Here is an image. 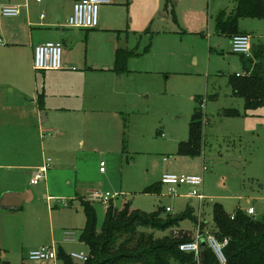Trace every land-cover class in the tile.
<instances>
[{"label": "rangeland", "instance_id": "obj_1", "mask_svg": "<svg viewBox=\"0 0 264 264\" xmlns=\"http://www.w3.org/2000/svg\"><path fill=\"white\" fill-rule=\"evenodd\" d=\"M9 1L0 0V35L17 27L1 14L3 6L13 4ZM41 1L43 3H34L32 18L17 27L22 30L12 40L27 42L32 32L35 35L41 30L54 33L62 27H69L67 20L74 3L70 0ZM112 2L100 7L98 27L87 32L88 38L84 36L77 47L78 51L83 50L78 55H85L88 67H108L111 70L93 72L96 77L93 85L97 81L100 87L91 94L97 100L89 102L99 112L85 117L84 148L80 135L73 132L77 124L83 122L79 119L82 117L61 114L54 107L44 111L46 120L34 133L38 138L42 134V139L38 140L40 161L51 160L49 178L32 186L41 199V203L34 206L43 215L46 246L56 247L57 255L61 251L67 256L90 254L89 246L82 241L86 217L80 201L71 204V200L64 197L72 187L68 185L70 178L77 173L72 167L76 163L89 165L78 169L80 173H88L90 178L84 186L85 191L80 189L79 197L87 198L93 191H108L113 197L110 206L118 210L131 203L132 209L147 214L163 210L164 217L179 216L189 208L194 210L195 216L192 217L196 219V225L187 220L164 232L142 230L153 233L156 238H163L172 231L177 233H174L176 237L188 234L195 238L198 228H203L204 224L207 225L204 235L212 233L215 205H221L230 216L239 209L253 206L256 210L253 217L262 219L264 107L246 113L244 100L233 94L230 79L237 74L244 75L242 57L233 53L232 39L218 33L219 21L232 16L236 0H173L176 2L173 3L174 14L172 4L166 10V0ZM238 26L239 33L250 36L253 44L264 43V20L240 19ZM4 45L3 40L0 47ZM117 49L133 53L127 62V74L118 75L112 71ZM20 56L26 67L20 80L28 81L30 74L32 83H37L40 89L45 88L51 104L64 102V97L59 95V91H63L60 87L62 81L48 72L36 71L33 61L26 62V51ZM64 56L63 48V66ZM82 67L76 62L70 69L80 72ZM5 89L0 85L2 95ZM198 98L202 99L204 115L203 149L200 156L193 157L180 154L179 145L189 140L190 123ZM234 110L237 116L228 115ZM7 122L0 123V130L13 135L15 144L20 143L23 121L11 119L12 127ZM2 145L0 141V147ZM100 162L106 164L103 174L100 173ZM36 172L33 170L25 179H33ZM5 173L16 176L14 171L5 170ZM164 175L203 177V194L207 200L201 211L198 200L186 197L187 186L177 187L174 193H170L169 188L161 184ZM24 176L25 172L21 174L22 178ZM154 186L159 189L157 193L149 191ZM46 196L52 198L47 200ZM62 200L70 207H66ZM92 205L100 231L108 206L101 202ZM47 208L54 211L53 234ZM168 208L169 213L166 212ZM67 230L75 231V241L64 240L63 232ZM32 238L28 237L27 241ZM56 264L65 262L59 259Z\"/></svg>", "mask_w": 264, "mask_h": 264}, {"label": "crops", "instance_id": "obj_2", "mask_svg": "<svg viewBox=\"0 0 264 264\" xmlns=\"http://www.w3.org/2000/svg\"><path fill=\"white\" fill-rule=\"evenodd\" d=\"M76 1L78 0H70V3L75 4ZM167 2L169 3L168 7L172 4L171 12L174 14L175 9L173 3L176 2H173V0H166V3ZM9 3H13L9 6H17L21 8L20 16L8 18L11 19L10 21L16 24L17 27H20L21 24H27L29 19L32 18V9L35 8L34 3L39 4L43 2H38V0H10ZM30 3H33V5H30ZM45 3H54V0H46ZM168 7H166V10H168ZM42 16L43 15H41V19H43ZM17 27L9 33H6L5 31L1 32L0 35L2 41H5V45L0 47V85L6 87L3 91L4 94L2 95V93H0V123L9 121L7 124L9 127H12L10 122L11 119L17 118L23 121L21 122V125L24 126L20 127L23 134L19 138L20 143L18 144L14 143L15 138H13V135H6L0 130V141L3 142V145L0 147V264H56L57 261H50L48 263L35 262L29 258L32 251L48 247L46 246V242L43 241V238L45 237V224L42 212L34 206L37 203H41V199L38 198L33 191V187L30 184L31 180L25 179L31 175L33 170L37 171L47 163H50L48 160L40 161L38 155V140L42 139V134L40 133V138H38L34 133H36L37 130H40L41 122L46 120L44 111H48L52 109L51 107H54V110L61 114L68 113L82 117L79 119L83 122H79L77 128L73 132L80 135L81 147L84 148L85 140L83 135L86 131L87 125V123H85V117L88 114L99 112L95 107H91V103L89 102V100L92 99L97 100L96 97L92 98L91 94L94 89L96 90L100 87V83L97 81H95L96 84L93 85V81L96 80L93 72L103 73L110 72L111 70L108 67L105 69H102V67H99L98 69L88 67L85 55H78L79 51H83L82 49L78 51V44L83 42L84 36H86V39L88 38L87 32L91 30L73 29L69 27H62V30L54 33L41 30L39 34L42 35H35V33L32 32L27 42H18L12 40L22 30ZM76 30L79 31L76 32ZM84 32H86L85 35ZM228 38L232 39V37ZM47 42H60L65 50L64 64L66 68L64 70L41 71L44 74L48 72L52 77L58 78L62 81L60 87L63 91H59V95L64 97V102L62 101L56 104H51L44 87L40 89L37 83L31 82L30 74H28V81L24 82L20 80V76L24 75L26 72V67L23 61L24 58H21L20 53L26 51V62L33 61L34 66L35 47ZM259 45L260 44L255 45L252 42L253 49ZM75 50L77 51L74 53ZM117 50L115 51V58ZM241 57L242 67L245 74L244 60L249 59L244 56ZM76 62L81 63L83 66L80 72L79 70L74 71L70 69V67ZM112 71L115 73L114 67ZM15 73H19V75H16ZM238 75L239 74H237V76ZM3 77L6 78L5 81L2 80ZM93 92L95 93L96 91ZM45 95L46 99H44ZM41 148L42 146H40V150ZM72 167L77 173L70 178L71 181L68 182V185H71L72 187L69 188V192L66 194L67 196L64 197H68L71 200V204L80 201L79 203L83 210L81 199H85L86 197H79V191L81 188H83V190L85 189L84 186L90 182V178L88 173H80L78 169L88 168L89 165L85 164L84 166H81L79 163H76ZM49 169L46 180L49 178ZM5 170L9 172L14 171V175L16 176L11 177L7 175ZM23 172H25L24 178L21 177ZM50 198L52 197L46 196L47 200ZM191 200L193 201L194 199ZM64 202L65 201L62 200V203ZM66 207H70V204H67ZM249 208L254 207L249 206L247 209ZM53 214L54 211L47 208V217L50 222V231L52 234L55 231ZM65 232H63V236ZM73 232L75 233V231ZM28 237H34L36 241H34V238L27 241ZM53 237L54 236L52 235V238ZM75 239L76 233L74 241Z\"/></svg>", "mask_w": 264, "mask_h": 264}, {"label": "trees", "instance_id": "obj_3", "mask_svg": "<svg viewBox=\"0 0 264 264\" xmlns=\"http://www.w3.org/2000/svg\"><path fill=\"white\" fill-rule=\"evenodd\" d=\"M168 2L166 7H168ZM253 18L264 20V0H236V8L228 19L218 23V33L227 37L240 34L238 22L240 19ZM133 53L126 49L116 52L114 71L118 75L129 73L127 62ZM253 59L244 60L245 74L232 77L230 84L233 94L245 102L246 113L254 112L264 107V43L253 49ZM202 99H197V107L190 123L189 140L179 145V153L188 156H200L203 149V119ZM237 116L234 110L228 113ZM157 186L151 187L154 193ZM81 205L86 217L82 241L90 248V259L83 264H192L194 255L183 253L180 246L193 242L190 235L176 237V232L163 238H156L153 233L142 230L168 231L190 220L196 225L195 212L188 209L179 216H163V210L147 214L134 210L127 203L121 210L109 206L107 214L98 231V218L93 205L81 199ZM167 212V211H166ZM234 216V217H233ZM159 223H156V221ZM213 234L219 241L228 240L224 249L226 264H264V216L256 219L239 209L234 215H228L221 205L213 209ZM203 228H200L204 235ZM59 259L65 264H74L70 255L61 251ZM201 264H220L213 251L204 246L201 250Z\"/></svg>", "mask_w": 264, "mask_h": 264}, {"label": "built area", "instance_id": "obj_4", "mask_svg": "<svg viewBox=\"0 0 264 264\" xmlns=\"http://www.w3.org/2000/svg\"><path fill=\"white\" fill-rule=\"evenodd\" d=\"M41 2V0H38ZM112 0H78L75 2L73 7V13L67 20L69 28L73 29H87L93 30L98 27L99 24V10L100 7L111 5ZM1 14L4 17L15 18L21 15V8L17 6H5L1 10ZM43 18V16H42ZM3 44L0 38V45ZM232 48L233 53L244 56L248 59H253V47L252 38L248 35L238 34L232 37ZM34 69L36 71H61L65 69L63 66V45L60 42H47L40 44L35 47L34 50ZM239 76V75H238ZM51 162V160H48ZM106 164L101 162L100 172L105 173ZM49 164L47 163L44 167L39 168L31 179L30 184L32 186L38 185L41 181L47 177ZM161 184L169 188L170 193H174L177 187L187 186L189 191L186 197L190 199H196L200 203V211L204 206L207 198L203 194V177L201 176H176V175H164L161 180ZM113 199L110 192L93 191L89 193L86 201L91 204L96 202L103 203L106 207L110 206L111 200ZM67 205L65 202L63 203ZM107 207V208H108ZM168 213L171 211L169 208L166 210ZM247 215L253 217L255 215V209L249 208L243 210ZM234 217V216H233ZM75 233L73 231H66L64 233V240L68 242L74 241ZM202 241H205L215 256L217 257L220 264H226L227 259L224 254V249L228 245L229 241H219L213 234H207L206 236L201 233L198 228L197 236L193 242L184 243L180 246V251L187 254L194 255V263L201 264V250ZM74 262L85 263L90 259V254L87 256L84 253H73L70 255ZM29 258L35 262L57 261L59 255H57L56 247L49 246L39 250L32 251Z\"/></svg>", "mask_w": 264, "mask_h": 264}, {"label": "water", "instance_id": "obj_5", "mask_svg": "<svg viewBox=\"0 0 264 264\" xmlns=\"http://www.w3.org/2000/svg\"><path fill=\"white\" fill-rule=\"evenodd\" d=\"M202 246L204 247V246H206V243H205V241H202Z\"/></svg>", "mask_w": 264, "mask_h": 264}]
</instances>
